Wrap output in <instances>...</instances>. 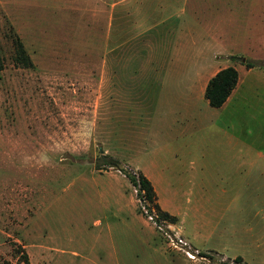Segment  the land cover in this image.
Here are the masks:
<instances>
[{"label": "rangeland", "instance_id": "rangeland-1", "mask_svg": "<svg viewBox=\"0 0 264 264\" xmlns=\"http://www.w3.org/2000/svg\"><path fill=\"white\" fill-rule=\"evenodd\" d=\"M248 2L0 0V264H16L18 245L32 264H245L234 251L261 264L264 170L245 183L246 158L227 151L264 133L258 90L228 113L179 109L166 75L183 27L240 49ZM18 38L30 67L14 60ZM139 173L206 260L171 247L143 214L129 177Z\"/></svg>", "mask_w": 264, "mask_h": 264}, {"label": "crops", "instance_id": "crops-1", "mask_svg": "<svg viewBox=\"0 0 264 264\" xmlns=\"http://www.w3.org/2000/svg\"><path fill=\"white\" fill-rule=\"evenodd\" d=\"M248 4L249 6L247 8H251L250 12L253 14V18L250 19L252 17L250 16V20H248L252 24H248V21L245 22L244 32L241 34V41L238 45L240 49L238 50L228 48L235 47L232 37L230 39L231 45H226L228 48L226 49L225 43L218 37V34L212 37V34L210 35L208 33V36L210 35L209 38L213 40V45H210L209 43L203 42L204 37L203 40L201 38L200 41L194 38L189 39V32L183 27V35L187 40L183 42V45H180V48H178L170 58V60L172 59L176 62L175 67L170 72L166 71L167 78L171 77V79H168V83L171 82L176 86L175 89L178 94L175 95L174 98L179 103V109H183L181 107L190 109L200 102L210 105L209 100L205 96L207 84L211 77L220 69L228 66H234L238 70L239 80L226 102L218 109H221V112H231L232 110L230 107H233L236 103L243 100L250 90H258L260 95V107H264V66L249 68L245 63L238 61L234 62L232 59V56L241 55L244 60L264 61V0H249ZM195 48L196 53L190 54L189 50H195ZM253 52H256L258 55H250ZM156 60L160 64H163V61H168L169 59L166 60L164 56H160ZM205 60L208 61L206 65L203 64ZM171 73H173L172 76ZM164 82L165 80L162 81V83ZM123 90L122 88L121 98L123 97ZM225 119L227 121L225 124H232V122H234L231 118L225 117ZM184 121V123H190L192 121V124L195 123L192 118H185ZM262 129L264 131V127H262ZM229 144L231 148L227 151L232 157L246 158L244 165L247 166V168L245 169L244 182L247 184L257 182V178L262 175L260 173V175H256L255 177L253 174L257 171H262V169L264 170V133L258 138L245 139L241 144L238 143V145L236 144V140L232 138L229 140ZM238 146L239 148H237ZM158 170L164 169L161 167L155 168L154 164L150 165L149 171L159 172ZM188 185L194 187V185ZM199 188L200 187H198V189ZM200 196L204 201L208 202L204 198L205 195L201 194ZM257 247L260 249V252H263L261 264H264V237H261L260 240L257 241ZM233 254L234 257H240L243 263L252 264L250 261H247L243 254L237 251H234ZM186 264L196 263L192 262Z\"/></svg>", "mask_w": 264, "mask_h": 264}, {"label": "trees", "instance_id": "trees-1", "mask_svg": "<svg viewBox=\"0 0 264 264\" xmlns=\"http://www.w3.org/2000/svg\"><path fill=\"white\" fill-rule=\"evenodd\" d=\"M232 59H241L247 67L254 66H264V62H257L255 60H244L243 57L232 56ZM14 60L17 64L24 67H30L33 65L32 59L28 54L24 44L18 38L15 42V54ZM239 80L238 70L234 66H228L220 69L211 79L209 80L205 96L209 100V103L213 107H221L228 97L230 96L233 89L236 87ZM130 181L135 185L139 186L140 193L142 190L145 192V196L150 202L155 201V190L152 182L143 174L139 173L130 174ZM157 205V204H156ZM158 207V206H157ZM162 215L165 217H171L167 212H162ZM14 253L16 256V264H32L28 253L24 250L23 246L18 245L14 248ZM241 260L240 257H237V261ZM4 264H11L10 262H5ZM222 264H229L228 262H223Z\"/></svg>", "mask_w": 264, "mask_h": 264}, {"label": "built area", "instance_id": "built-area-1", "mask_svg": "<svg viewBox=\"0 0 264 264\" xmlns=\"http://www.w3.org/2000/svg\"><path fill=\"white\" fill-rule=\"evenodd\" d=\"M138 197H139V203L141 205V209L143 214L148 218L150 222L154 224V226L162 231V233L166 236L169 244L173 248H181L186 251V254L191 259H203L206 260V258L202 255H200L199 250L192 249L190 244L182 237L175 232V228L173 223L170 222V220L166 219L163 215H161L158 210H156L155 206L152 205V203L147 199L145 196V192L142 190L140 193L139 186H136Z\"/></svg>", "mask_w": 264, "mask_h": 264}]
</instances>
